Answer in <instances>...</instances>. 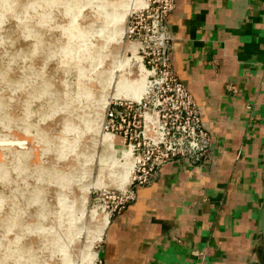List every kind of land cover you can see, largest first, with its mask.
Returning <instances> with one entry per match:
<instances>
[{"label":"rangeland","instance_id":"obj_1","mask_svg":"<svg viewBox=\"0 0 264 264\" xmlns=\"http://www.w3.org/2000/svg\"><path fill=\"white\" fill-rule=\"evenodd\" d=\"M151 1L0 0V264H95L99 222L113 217L107 196L127 189L135 162L104 130L108 107L155 102L157 34L151 19L132 18L152 13ZM139 86V100L115 96ZM96 95L106 101L98 128ZM105 134L129 152L131 168Z\"/></svg>","mask_w":264,"mask_h":264},{"label":"crops","instance_id":"obj_2","mask_svg":"<svg viewBox=\"0 0 264 264\" xmlns=\"http://www.w3.org/2000/svg\"><path fill=\"white\" fill-rule=\"evenodd\" d=\"M172 62L214 139L110 218L105 264H264V0H176Z\"/></svg>","mask_w":264,"mask_h":264},{"label":"built area","instance_id":"obj_3","mask_svg":"<svg viewBox=\"0 0 264 264\" xmlns=\"http://www.w3.org/2000/svg\"><path fill=\"white\" fill-rule=\"evenodd\" d=\"M151 5L152 13H136L132 18L151 19L157 34V77L151 90L155 102L147 106L143 101L114 100L104 121L105 132L121 137L135 158L127 189L107 196L112 216L126 210L138 198V189L152 185L166 165H200L211 157L214 145L194 95L179 79L172 62L174 37L169 18L176 11L177 2L153 0ZM95 264L105 263L98 257Z\"/></svg>","mask_w":264,"mask_h":264},{"label":"bare ground","instance_id":"obj_4","mask_svg":"<svg viewBox=\"0 0 264 264\" xmlns=\"http://www.w3.org/2000/svg\"><path fill=\"white\" fill-rule=\"evenodd\" d=\"M17 2H19V1H17ZM25 2H26V0H25ZM27 3V2H26ZM43 4H44V2H43ZM76 4V3H75ZM18 5V4H17ZM26 5V4H25ZM53 5V4H52ZM58 5V4H57ZM23 6V5H22ZM115 6V5H114ZM21 7V6H20ZM53 7V6H52ZM62 7V6H61ZM65 7V6H64ZM23 7H21V9H22ZM141 9V8H140ZM134 11V10H133ZM135 11H136V8H135ZM124 15V14H123ZM122 15V16H123ZM1 18V17H0ZM96 19V18H95ZM56 20V19H55ZM30 21V20H29ZM102 21V20H101ZM44 22V21H43ZM55 23V22H54ZM91 23V22H90ZM99 23V22H98ZM29 24V23H28ZM76 24V23H75ZM100 24H102V23H100ZM2 25V24H1ZM32 26V25H31ZM76 26V25H75ZM28 27V26H27ZM35 27V26H34ZM43 27V26H42ZM73 28V27H72ZM1 31V30H0ZM2 32V31H1ZM70 32V31H69ZM41 33V32H40ZM69 34V33H68ZM65 36H66V34H65ZM77 36V35H76ZM57 37V36H56ZM78 38V37H77ZM71 39V38H70ZM53 41V40H52ZM64 41V40H63ZM47 42V41H46ZM54 43H55V41H54ZM62 43V42H61ZM93 45V44H92ZM94 46V45H93ZM97 46V45H96ZM52 48V47H51ZM85 49V48H84ZM83 49V50H84ZM136 49V48H135ZM47 50V49H46ZM26 51H27V49H26ZM80 58V57H79ZM137 59V61L135 62V67L137 68V70H136V72H135V76L137 77V79H139V78H141L142 77V75H144V77H145V73H144V71H143V69H142V64H141V59L139 58V57H136ZM81 59V58H80ZM111 59V58H110ZM81 60H84V57L81 59ZM5 63H6V61H5ZM69 63V62H68ZM85 63V62H84ZM111 63V62H110ZM28 65V64H27ZM33 67V66H32ZM37 67V66H36ZM85 67V66H84ZM106 67H108V66H106ZM0 68H2V67H0ZM4 68V67H3ZM2 68V69H3ZM2 69H1V71H2ZM47 72V71H46ZM147 72V71H146ZM29 73V72H28ZM48 73H49V70H48ZM141 73V74H140ZM125 74V73H124ZM127 74V73H126ZM10 75V74H9ZM140 75H141V77H140ZM7 77H8V75H6ZM11 76V75H10ZM9 76V77H10ZM127 76H128V74H127ZM12 77V76H11ZM45 77V76H44ZM102 77V76H101ZM106 77V76H105ZM127 78V77H126ZM143 78V77H142ZM9 79V78H8ZM7 79V80H8ZM11 79H14V78H11ZM47 79V78H46ZM55 79V78H54ZM83 80V79H82ZM11 81V80H10ZM17 81V80H16ZM84 81V80H83ZM144 81H145V79H144ZM15 82V81H14ZM21 82V81H20ZM86 82V81H85ZM47 83V82H46ZM50 83V82H49ZM52 83V82H51ZM85 84V83H84ZM61 85H62V83H61ZM51 86H52V84H51ZM57 86V85H56ZM133 86V85H132ZM53 87H54V85H53ZM79 87V86H78ZM83 87V86H82ZM37 88V87H36ZM53 90V89H52ZM30 91V90H29ZM60 91V90H59ZM142 91H143V89H142V86H139L138 88H135V89H132V90H128V91H123V92H119V93H117L115 96H117V98H126V99H137V100H139V99H141V93H142ZM54 92V91H53ZM28 94V93H27ZM55 98V97H54ZM56 99V98H55ZM3 100V99H2ZM29 100V99H28ZM48 100V99H47ZM0 104H2V103H0ZM105 104H106V101H105V98H103L102 96H99V95H96L95 97H94V99H93V102L91 103V106H90V124H92L95 128H98L99 127V125L101 124V122H102V114H103V110L105 109ZM90 105V104H89ZM86 107V106H85ZM29 108V107H28ZM92 110V111H91ZM115 136H111L110 134H105L104 135V143H105V145L108 147V150L110 149V148H113L115 151H118V152H120L121 154H122V158L123 159H125V164H126V166H127V168L129 169V168H131L130 166H131V156H130V154H129V152H127L125 149H122L121 148V146L120 145H118V142H117V139H116V137L114 138ZM49 140V139H48ZM12 142V141H11ZM69 144V143H68ZM131 153V152H130ZM127 161V162H126ZM24 163V162H23ZM26 164V163H25ZM2 167V166H1ZM25 167V166H24ZM22 168H23V166H22ZM26 168V167H25ZM69 168V167H68ZM76 168V167H75ZM3 169V167L1 168V172L3 171L2 170ZM66 170V169H65ZM72 171V170H71ZM128 171V170H127ZM126 171V173H125V178L127 179V174H128V172ZM0 172V176H1V173ZM61 172V171H60ZM4 173V172H3ZM67 173V172H66ZM74 173V172H73ZM60 175V174H59ZM58 179V178H57ZM122 184H124V183H122ZM37 192V191H36ZM27 194V193H26ZM33 194V193H32ZM39 194V193H38ZM40 194H42V193H40ZM31 195V194H30ZM49 196V195H48ZM11 200V199H10ZM48 200H49V198H48ZM45 201V200H44ZM51 204V203H50ZM52 205V204H51ZM50 205V206H51ZM1 208V207H0ZM51 210V209H50ZM55 210V209H54ZM6 218V217H5ZM4 220V219H3ZM108 222H109V216H106L102 221H100L99 222V226H98V232H99V236H101L102 235V233H103V231H104V229L106 228V226H107V224H108ZM25 223V222H24ZM40 223V222H39ZM38 223V224H39ZM27 224V223H26ZM2 225V224H1ZM34 225H36V222L34 223ZM34 225H32V226H34ZM44 225V224H43ZM97 225V224H96ZM95 225V226H96ZM28 226V225H27ZM31 226V227H32ZM41 226H42V224H41ZM39 227H40V225H39ZM44 227H46V226H44ZM29 228V227H28ZM52 230H54V229H52ZM73 230V229H72ZM96 230H97V228H96ZM44 232V231H43ZM54 233V232H53ZM4 235V234H3ZM48 235H50L49 233H48ZM55 235V234H54ZM52 237V236H51ZM44 238H45V236H44ZM50 238V237H49ZM48 238V239H49ZM53 238V237H52ZM101 238V237H100ZM9 241H11V240H9ZM57 241H59V240H57ZM9 243V242H8ZM22 243V242H21ZM51 244V243H50ZM22 249H24V248H21V250ZM29 250V249H28ZM24 251L25 250H23V253H24ZM30 251V250H29ZM30 253V252H29ZM34 254V253H33ZM34 256V255H33ZM36 257V256H35ZM38 259V258H37ZM36 259V260H37ZM39 260V259H38ZM37 262V261H36ZM42 264V263H41Z\"/></svg>","mask_w":264,"mask_h":264},{"label":"water","instance_id":"obj_5","mask_svg":"<svg viewBox=\"0 0 264 264\" xmlns=\"http://www.w3.org/2000/svg\"><path fill=\"white\" fill-rule=\"evenodd\" d=\"M263 221H264V208H263Z\"/></svg>","mask_w":264,"mask_h":264}]
</instances>
